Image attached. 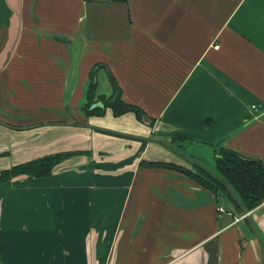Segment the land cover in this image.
I'll list each match as a JSON object with an SVG mask.
<instances>
[{
    "label": "crops",
    "instance_id": "crops-1",
    "mask_svg": "<svg viewBox=\"0 0 264 264\" xmlns=\"http://www.w3.org/2000/svg\"><path fill=\"white\" fill-rule=\"evenodd\" d=\"M221 149L264 164V0H0V172L76 153L0 183V264H264V202L140 165Z\"/></svg>",
    "mask_w": 264,
    "mask_h": 264
},
{
    "label": "trees",
    "instance_id": "trees-1",
    "mask_svg": "<svg viewBox=\"0 0 264 264\" xmlns=\"http://www.w3.org/2000/svg\"><path fill=\"white\" fill-rule=\"evenodd\" d=\"M98 66L95 65L89 72L90 85L86 95L85 113L87 115L102 116L106 109H110L113 116L118 117L130 112L135 115L138 121L151 125L153 123L152 119L146 116L139 108L124 103L119 94L115 98L113 97L114 94L109 98H105L103 95L96 97L97 85L95 77ZM109 77L113 91L118 90L113 77L111 75ZM74 154L76 153H56L15 165L0 172V183L20 175L37 178L45 177L51 173L57 163ZM140 165L176 170L188 176L192 181L216 196L220 192L223 193L236 205V202L223 184L204 168L196 166L193 171L175 164L152 162H141ZM215 171L217 173L215 176L226 183L237 194L245 210H252L264 202V164L261 161L244 158L237 152L229 149H221L215 159Z\"/></svg>",
    "mask_w": 264,
    "mask_h": 264
},
{
    "label": "water",
    "instance_id": "water-1",
    "mask_svg": "<svg viewBox=\"0 0 264 264\" xmlns=\"http://www.w3.org/2000/svg\"><path fill=\"white\" fill-rule=\"evenodd\" d=\"M173 151H175L174 149H172ZM175 152H177V151H175ZM178 153V152H177ZM179 154V153H178ZM185 158V157H184ZM212 175V174H211ZM213 177H215L218 181H220L222 184H223V186L227 189V191H228V193L232 196V198L237 202V204L240 206V210L242 211V214L244 215V217H248L247 216V212L244 210V208L242 207V205H241V203H240V201L238 200V198L235 196V194L232 192V190L229 188V186L226 184V183H224L223 181H221L219 178H217L215 175H212ZM248 220V222H249V224H250V226H251V228H252V230H253V232H254V234L256 235V237H258V233H257V231H256V229H255V227H254V225L252 224V222L250 221V219L248 218L247 219Z\"/></svg>",
    "mask_w": 264,
    "mask_h": 264
},
{
    "label": "rangeland",
    "instance_id": "rangeland-1",
    "mask_svg": "<svg viewBox=\"0 0 264 264\" xmlns=\"http://www.w3.org/2000/svg\"><path fill=\"white\" fill-rule=\"evenodd\" d=\"M204 169H206L208 172H210V174H212L211 172H213L212 170H210L209 168H206L204 166H202ZM215 167V166H214ZM213 175V174H212Z\"/></svg>",
    "mask_w": 264,
    "mask_h": 264
},
{
    "label": "built area",
    "instance_id": "built-area-1",
    "mask_svg": "<svg viewBox=\"0 0 264 264\" xmlns=\"http://www.w3.org/2000/svg\"><path fill=\"white\" fill-rule=\"evenodd\" d=\"M219 46H215V48H218ZM253 109H256V106H252ZM221 209V208H220ZM222 211V210H221Z\"/></svg>",
    "mask_w": 264,
    "mask_h": 264
}]
</instances>
